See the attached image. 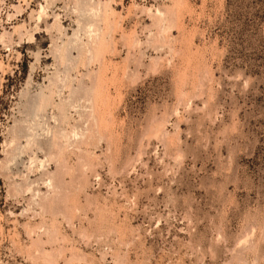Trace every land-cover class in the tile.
I'll return each mask as SVG.
<instances>
[{
  "label": "rangeland",
  "instance_id": "obj_1",
  "mask_svg": "<svg viewBox=\"0 0 264 264\" xmlns=\"http://www.w3.org/2000/svg\"><path fill=\"white\" fill-rule=\"evenodd\" d=\"M0 264H264V0H0Z\"/></svg>",
  "mask_w": 264,
  "mask_h": 264
},
{
  "label": "bare ground",
  "instance_id": "obj_2",
  "mask_svg": "<svg viewBox=\"0 0 264 264\" xmlns=\"http://www.w3.org/2000/svg\"><path fill=\"white\" fill-rule=\"evenodd\" d=\"M79 6V5H78ZM84 11V10H83ZM106 11V10H105ZM37 15V14H36ZM39 16H41V15H39ZM45 16V15H44ZM37 18V17H36ZM44 21V20H43ZM77 22V21H76ZM103 22V21H102ZM43 23V22H42ZM94 24V23H93ZM97 24V23H96ZM36 29V28H35ZM95 30V29H94ZM98 49V48H97ZM88 52V51H87ZM90 53V52H89ZM88 56V55H87ZM89 58V57H88ZM92 58H94V57H92ZM85 60H87V59H85ZM91 60V59H90ZM69 61V60H68ZM100 65V64H99ZM134 66V65H133ZM88 67V66H87ZM127 75V74H126ZM94 78V77H93ZM66 82V81H65ZM50 84V83H49ZM69 85V84H68ZM85 89V88H84ZM89 90V89H88ZM58 93V92H57ZM99 94V93H98ZM89 98V97H88ZM90 116V115H89ZM56 121V120H55ZM65 121V120H64ZM96 123V122H95ZM96 126V125H95ZM48 130V129H47ZM90 131V130H89ZM58 137V136H57ZM16 138V137H15ZM88 138H89V136H88ZM85 140H87V139H85ZM84 140V141H85ZM57 142V141H56ZM12 144V143H11ZM62 144V143H61ZM60 145V144H59ZM15 146V145H14ZM75 150V149H74ZM51 152V151H50ZM53 157V156H52ZM82 159V158H81ZM36 162V161H35ZM9 164V163H8ZM21 169H22V167H21ZM43 173V172H42ZM3 174V173H2ZM38 177V176H37ZM54 178V177H53ZM59 181V180H58ZM57 182V181H56ZM21 185V184H20ZM55 185V184H54ZM59 185H60V183H59ZM58 186V185H57ZM54 187H56V186H54ZM23 189V188H22ZM9 190V189H8ZM52 190V189H51ZM46 191V190H45ZM39 195V194H38ZM44 196V195H43ZM48 196V195H47ZM16 197V196H15ZM34 199H36V198H34ZM41 199V198H40ZM47 200V199H46ZM37 201V200H36ZM55 201V200H54ZM61 202V201H60ZM46 203V202H45ZM44 203V204H45ZM35 204V203H34ZM40 207V206H39ZM40 209V208H39ZM48 209V208H47ZM50 212V211H49ZM38 215V214H37Z\"/></svg>",
  "mask_w": 264,
  "mask_h": 264
}]
</instances>
